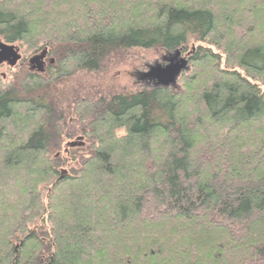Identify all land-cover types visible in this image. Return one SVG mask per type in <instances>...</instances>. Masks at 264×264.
<instances>
[{
  "label": "trees",
  "instance_id": "obj_1",
  "mask_svg": "<svg viewBox=\"0 0 264 264\" xmlns=\"http://www.w3.org/2000/svg\"><path fill=\"white\" fill-rule=\"evenodd\" d=\"M260 38L264 0H0V40L53 60L0 81V264H264ZM154 48L179 88L52 86Z\"/></svg>",
  "mask_w": 264,
  "mask_h": 264
},
{
  "label": "rangeland",
  "instance_id": "obj_2",
  "mask_svg": "<svg viewBox=\"0 0 264 264\" xmlns=\"http://www.w3.org/2000/svg\"><path fill=\"white\" fill-rule=\"evenodd\" d=\"M241 31L242 30H239L237 32L240 33ZM260 40L262 41L264 40V38L256 39L255 42ZM16 45L21 48V50L19 49V52L21 54L22 60H19L17 64L13 66V69L8 66H3L0 69V81H4L3 84H7V82L14 83L16 79H19V77L23 76L26 72L31 71L34 73H40L38 66L35 68L33 66H29L30 64L28 65V60L40 55L37 53L34 54L33 52L29 53L27 51V47L25 46L22 47L21 45ZM125 54L117 58L114 57L112 58V60H108L103 69L98 72H76L70 75L67 79H63L62 82L55 81L52 86L54 88L64 86L66 89H70L73 91V96L77 94L81 97H91L93 96V94L106 95L122 92L128 93L130 91L140 90L144 88H154V86L161 84L158 83V81L151 79L150 76L148 77V72H150L154 67L166 66L170 64L171 58L174 57V54L172 52L167 53L159 48L135 49L132 52H127V54ZM36 64L37 63L35 62V65ZM200 70L202 72L200 76L201 80L193 86L194 90H197L203 85L202 82L204 80L206 72H203L202 68ZM176 86L177 88H179V84L177 82ZM184 105L185 104H183V106ZM70 123V131H74L68 133L67 129L64 130L65 133L63 136V142L58 149L59 151H56L60 152L61 155H58H60L63 160H69L67 165H63L59 168L60 170L65 169L67 171L69 166L72 165L70 159L64 156L65 149L67 148V143L70 141L79 140L77 137L81 135L75 131L77 127L73 125L71 121ZM14 136L19 139L22 138V136ZM85 141L86 139H83V142ZM67 151L69 153L71 152V149H68ZM20 181L21 178L18 177L14 185L18 186ZM47 185L50 186V184ZM21 186L22 184H20L19 187ZM9 187L11 188V186Z\"/></svg>",
  "mask_w": 264,
  "mask_h": 264
},
{
  "label": "water",
  "instance_id": "obj_3",
  "mask_svg": "<svg viewBox=\"0 0 264 264\" xmlns=\"http://www.w3.org/2000/svg\"><path fill=\"white\" fill-rule=\"evenodd\" d=\"M173 54L174 57L171 58L170 64L152 68L151 71L147 74L148 77L150 76L151 79L158 81V83L166 86L176 83L178 77L187 69L188 60L187 58L181 57L179 51H176ZM44 56L45 53L38 58L41 59ZM20 59L21 54L18 47L13 44L4 43L0 40V63L7 61L9 62L10 66L13 67ZM82 144V140L70 141L67 143L66 151L69 147L82 146ZM67 173V170L62 169L60 178H63Z\"/></svg>",
  "mask_w": 264,
  "mask_h": 264
},
{
  "label": "flooded vegetation",
  "instance_id": "obj_4",
  "mask_svg": "<svg viewBox=\"0 0 264 264\" xmlns=\"http://www.w3.org/2000/svg\"><path fill=\"white\" fill-rule=\"evenodd\" d=\"M22 60V58L20 59V61ZM35 60H37V61H35ZM37 62V64L35 65V62ZM53 60L51 59H49V57L47 56V55H45L43 58H41V59H39L38 58V56L37 57H35V58H31L30 60H28V65L29 66H33V67H37L38 66V68H39V70H40V72L41 73H43V72H45V69H46V67L48 66V64H50L49 62H52ZM3 66H8V67H10V68H12L13 69V67L12 66H10V64H9V62H7V61H4V62H2V63H0V69L3 67ZM3 75H5V74H3ZM4 77V76H3Z\"/></svg>",
  "mask_w": 264,
  "mask_h": 264
}]
</instances>
